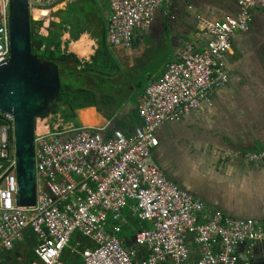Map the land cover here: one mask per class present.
Returning <instances> with one entry per match:
<instances>
[{
  "label": "built area",
  "instance_id": "obj_1",
  "mask_svg": "<svg viewBox=\"0 0 264 264\" xmlns=\"http://www.w3.org/2000/svg\"><path fill=\"white\" fill-rule=\"evenodd\" d=\"M28 1L35 11L64 0ZM106 1L107 42L129 47L137 31L153 25L158 8L168 0ZM237 1L241 11L236 15L205 26L202 22L209 36L203 52L186 42L160 82L146 89L139 109L143 125L133 134L115 130L109 136L100 129L95 135L82 127L61 129L62 123L52 121L46 134L36 133L35 206L17 205L14 118L0 112L1 249L11 250L30 228L37 239L33 264H68L64 251L76 233L94 245L82 250L86 264H187L190 240L198 247L194 264H253L256 248L264 245V223L221 211L207 216L205 203L170 180L154 158L163 126L201 110L215 91L229 85L226 60L235 35L250 31L253 11L264 17V0ZM9 9L10 0H0V66L11 51ZM245 160L264 167V152L247 154ZM126 210L152 225L133 233L136 246L146 251L141 261L139 250L125 248L121 239Z\"/></svg>",
  "mask_w": 264,
  "mask_h": 264
},
{
  "label": "crops",
  "instance_id": "obj_2",
  "mask_svg": "<svg viewBox=\"0 0 264 264\" xmlns=\"http://www.w3.org/2000/svg\"><path fill=\"white\" fill-rule=\"evenodd\" d=\"M105 2L90 0L97 7L91 12L92 30H84L77 40L72 38L71 27L66 25L68 31L65 38L63 36V47L68 44V51L82 62L91 61L99 49V39L108 44L107 34L101 36L109 27L110 10ZM239 6L237 0H193L188 7L184 0H169L158 8V17L150 28L135 33L131 46L108 44L119 71L113 72V78H107L102 89L92 88L110 94L121 105L111 121L95 108L78 111L81 127L103 129L109 136L115 130L133 134L142 128L139 109L146 89L160 82L167 66L177 61V54L186 42L191 43L195 51L203 52L209 40L202 31L204 26L223 20L226 14L236 15L241 11ZM59 8V13L65 12L67 1ZM253 13L250 31L235 35L233 49L226 60L229 85L215 91L210 104L201 110L179 123L163 126L158 131L160 145L154 158L170 180L205 203L207 216L221 211L225 215L264 223V167L245 160L247 154L264 152V17L258 10ZM56 17L60 23L61 18ZM93 28L98 29V34ZM104 70L112 74L110 68ZM66 127L74 128L73 124ZM123 217L126 229L152 227L149 222L137 220L131 210H126ZM121 235L125 248H137L138 258L146 257L145 249L136 246L132 232ZM36 244L32 230L25 229L22 239L15 240L11 250L0 248V264H28L29 252L32 250L36 255ZM81 245L80 241L71 244L64 254L70 249L85 263ZM189 249L187 264H194L198 247L193 240L189 242ZM253 264H264V245L256 248Z\"/></svg>",
  "mask_w": 264,
  "mask_h": 264
},
{
  "label": "water",
  "instance_id": "obj_3",
  "mask_svg": "<svg viewBox=\"0 0 264 264\" xmlns=\"http://www.w3.org/2000/svg\"><path fill=\"white\" fill-rule=\"evenodd\" d=\"M32 12L28 0H10L11 51L8 62L0 66V112L14 118L19 185L16 200L20 207L36 205L37 121L51 114L61 90L58 67L49 61H42L33 54ZM91 132L95 135L100 134L98 130ZM158 165L164 172L166 171L161 164ZM167 177L170 178L169 174Z\"/></svg>",
  "mask_w": 264,
  "mask_h": 264
},
{
  "label": "trees",
  "instance_id": "obj_4",
  "mask_svg": "<svg viewBox=\"0 0 264 264\" xmlns=\"http://www.w3.org/2000/svg\"><path fill=\"white\" fill-rule=\"evenodd\" d=\"M86 1H88V3H86ZM76 4L79 13L73 14L72 17H66L64 12L58 13L57 16L61 18V22L57 23L51 21L47 29L48 35H43L40 32L44 24L43 21H34L31 17L33 54L37 55L42 61H49V63L55 64L61 75V90L59 98L55 103V108L49 116L43 119L51 117L54 125L57 124L58 121H61V129L72 124L74 129L81 128L77 112L90 108H95L99 114L108 121H111L119 111V106L121 105L118 104L117 101H115L116 99L110 96V94L100 93L97 90L98 88H92V86H95L102 89V85L105 86L107 78H113V72L119 71L118 66L113 62L114 60L108 44L104 43L102 38L99 39V49L90 62H82L77 55L70 53L68 51V44H66L65 48L63 47V36L65 32L68 31L66 27L67 24L71 27L72 38L77 40L81 32L88 30L83 29L84 26L91 25V21L94 18L91 12L86 11V5L90 4V0H79L76 1ZM107 8L109 9V6ZM93 31L98 34L97 28H93ZM106 34L107 32L103 30L101 36L104 37ZM108 68H113L112 74H107L104 70H108ZM137 220L146 223L139 218ZM125 227L126 226H123L121 234H124ZM130 231L132 235L135 232L134 229ZM79 241L82 244L81 248L83 250L94 247L89 240L83 238L79 233H76L71 240V244L76 245ZM63 259L69 261L70 264H85L80 256L77 255V253H72L70 249H67ZM141 260L142 258H138V261ZM36 261L37 256L35 252L31 250L28 254V264H32Z\"/></svg>",
  "mask_w": 264,
  "mask_h": 264
},
{
  "label": "rangeland",
  "instance_id": "obj_5",
  "mask_svg": "<svg viewBox=\"0 0 264 264\" xmlns=\"http://www.w3.org/2000/svg\"><path fill=\"white\" fill-rule=\"evenodd\" d=\"M75 1H79V0H73V1H71V0L68 1L67 0V7L68 8L64 12V15H66V17H72L73 14L79 13V10L77 9V4H76ZM96 1H99V0H96ZM184 2H185L186 6H192V4H193V0H184ZM60 5L52 8L50 11L48 9H41V11H33L32 12L33 17H35L34 21H37L36 19H38V21H43V23H44L43 27L40 30V32L42 34L48 35L47 29H48V27L50 25V22L51 21H56L57 22V20H59L56 17V15L59 13V10H61V8H59ZM108 5H109L108 2L106 1L105 2V7H108ZM96 10H97V7H96V5L94 3H90V4L86 5V11L87 12H92L93 13V11H96ZM39 16H42V17H39ZM89 26L85 25L83 29L91 30L92 26L90 24H89ZM74 30L76 31L75 27H74ZM64 38H65V36H64ZM112 69L113 68H110V70H112ZM51 121H52L51 118L42 119V120L37 121L36 133L37 134L47 133V126H49V127L51 126ZM83 122H85L84 119H83ZM89 122H90V120H89ZM60 124H61V122L58 121V123L56 125H60ZM130 232L131 231L129 229H125L124 230V235L130 234Z\"/></svg>",
  "mask_w": 264,
  "mask_h": 264
},
{
  "label": "clouds",
  "instance_id": "obj_6",
  "mask_svg": "<svg viewBox=\"0 0 264 264\" xmlns=\"http://www.w3.org/2000/svg\"><path fill=\"white\" fill-rule=\"evenodd\" d=\"M65 1H67V0H64V1H62V2H60L59 4H57L56 6H58V5H60L61 3H63V2H65ZM169 1V0H168ZM167 1V2H168ZM56 6H54V7H56ZM54 7H51V8H45V9H48L49 11L52 9V8H54ZM35 11H41V9H36ZM33 20H35V17H33L32 18ZM37 21H38V19H36Z\"/></svg>",
  "mask_w": 264,
  "mask_h": 264
},
{
  "label": "bare ground",
  "instance_id": "obj_7",
  "mask_svg": "<svg viewBox=\"0 0 264 264\" xmlns=\"http://www.w3.org/2000/svg\"><path fill=\"white\" fill-rule=\"evenodd\" d=\"M44 134H46V133H44Z\"/></svg>",
  "mask_w": 264,
  "mask_h": 264
}]
</instances>
